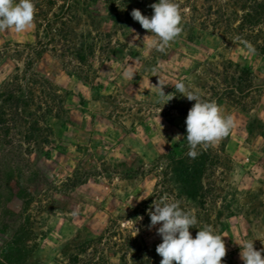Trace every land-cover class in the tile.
<instances>
[{"label":"rangeland","instance_id":"374dc122","mask_svg":"<svg viewBox=\"0 0 264 264\" xmlns=\"http://www.w3.org/2000/svg\"><path fill=\"white\" fill-rule=\"evenodd\" d=\"M33 2L32 29L0 32V88L24 75L31 55V71L54 86L66 113L49 118L52 144L26 153L24 164L8 166L27 169L31 178L0 206V253L16 238L25 246L22 264H120L125 253L140 255L143 264H160L159 225L150 227L149 208L141 211L161 195L181 201L195 214L193 237L204 225L224 236L222 264H243L239 244L246 241L264 249V58L248 52L245 42L253 46L251 40L230 38L224 27H185L183 19L182 33L165 52L148 51L152 37L143 40L150 34L131 11L151 17L153 0ZM236 3L232 10L239 12ZM191 5L183 4L181 13L190 16ZM55 16L74 31L76 45L87 47L85 64L74 50L63 58L58 45L38 48L44 19ZM256 33L264 39V33ZM128 71L133 78L125 75ZM159 79L167 85L165 94L175 95L165 105L152 86ZM177 82L216 101L235 123L215 145L197 148L213 161L203 178L206 197L200 203L180 195L170 168L173 154L189 152L185 120L195 103L175 91ZM177 135L182 138L175 140ZM176 144L183 149L176 150ZM108 227L115 228V237L108 236ZM130 235L137 240L131 248Z\"/></svg>","mask_w":264,"mask_h":264},{"label":"trees","instance_id":"16d2710c","mask_svg":"<svg viewBox=\"0 0 264 264\" xmlns=\"http://www.w3.org/2000/svg\"><path fill=\"white\" fill-rule=\"evenodd\" d=\"M153 1L158 3V0ZM189 1L192 2L188 7L190 16L182 13L185 27L195 29V24L200 25L202 30L208 27L214 29L224 27V34L230 38L238 35L241 40H251L255 53L264 58V39H260L256 33V31L264 33L263 29H260L264 26V0H230L229 3H222L220 0H201L203 3L200 5L196 0H174L179 8ZM236 2L239 12L232 10L237 7ZM59 18L61 17L55 16L53 20L44 19V40L38 42V48H46L51 44L58 45L60 50L58 56L63 58L69 50H74L78 62L85 64L86 57L83 53L87 47L76 45L74 31L59 24ZM233 22L238 23L234 25ZM38 48L33 49L31 54H37ZM51 50L56 51L55 47ZM91 51L89 48V53ZM32 65L33 59L30 55L25 64L24 75L21 77L16 75L0 88V206L2 202L7 203L14 196L13 191L18 189L21 183L31 178L27 169L17 168L19 170L17 171L8 166L20 163L22 165L25 163L26 153H33L35 148L52 144L53 132L49 118H59L66 113L63 98L48 80L31 71ZM240 83H243V77H240ZM233 89L231 87L229 91ZM249 89L251 87L246 91ZM261 136L264 139V132ZM174 147L176 150L183 149L181 144ZM196 151L198 155L195 158L188 154L181 157L173 154L170 168L180 195L191 202L200 203L206 197L203 178L213 161L211 154L206 150ZM260 161H263V158ZM14 179L17 181L12 187ZM148 204L151 205L152 202ZM148 208L146 206L141 212L144 213ZM106 232L109 237H115L117 234L113 227H108ZM129 240V248L137 244L132 235ZM24 259L25 246L16 238L9 240L0 253V264H22ZM136 260L143 264L140 255L131 257L129 253H125L120 257V264H131Z\"/></svg>","mask_w":264,"mask_h":264},{"label":"clouds","instance_id":"9594fccd","mask_svg":"<svg viewBox=\"0 0 264 264\" xmlns=\"http://www.w3.org/2000/svg\"><path fill=\"white\" fill-rule=\"evenodd\" d=\"M150 7L153 10L151 17L135 8L131 16L150 34L145 35L143 40L152 37L147 43V50L163 53L182 33L183 16L174 0H158ZM35 13L33 0H0V32L11 30L19 34L29 31L34 27ZM245 44L248 52L254 54V47L248 42ZM125 75L133 78L134 73L128 71ZM152 86L164 105L175 97L173 93L165 94L164 87L167 85L160 79L158 85ZM174 87L189 101H195L185 120L188 155L195 158L197 148L213 146L227 137L235 126L234 119L230 114H225L216 101L202 99L194 91L188 90L183 82H177ZM180 138L177 135L175 140ZM147 214L150 227L159 225L156 231L162 242L156 246V252L161 257L160 264H222L227 255L224 236L217 234L211 225H204L193 237L190 228H197L198 220L191 210L181 207V201L163 195L153 200ZM239 245L243 264H264V249L256 250L254 241Z\"/></svg>","mask_w":264,"mask_h":264}]
</instances>
